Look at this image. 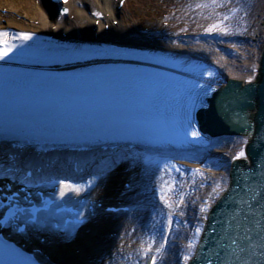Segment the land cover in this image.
Listing matches in <instances>:
<instances>
[{"label": "bare ground", "instance_id": "obj_1", "mask_svg": "<svg viewBox=\"0 0 264 264\" xmlns=\"http://www.w3.org/2000/svg\"><path fill=\"white\" fill-rule=\"evenodd\" d=\"M173 1L177 5V9L181 10V5L177 4L179 1ZM118 4L119 0L118 2L116 0H77L65 5L68 9V14L65 15L60 12V7H53L42 0H0V24L54 34L60 38L65 32L68 35L67 39L71 41L118 40L130 42L134 46L143 48L166 49L177 54H190L208 66L212 79L217 83L222 81L223 77L245 80L255 78L257 69L253 68L252 70V67L258 65L264 40V32L262 33L258 29L263 25V15H258L252 27L245 33L234 31L226 34L224 31H219L215 36H207L203 34L204 29H198L196 33H194L195 30L189 31L190 35L181 39L175 36L164 37L163 33L151 30L145 33L141 32L132 23L133 21L126 18V4L122 8H119ZM3 9H6L5 13H3ZM14 12L22 17L18 19ZM116 19L119 20L118 25L113 23ZM3 20L7 23H4ZM36 20L39 21L38 24H35ZM109 23V31H106L105 25ZM54 26L55 29H53ZM254 51L257 53L254 54ZM246 141L247 138L237 135L235 132H231L226 137L217 135L214 137L212 146L208 149L198 151V153L177 151L176 154L179 158L174 157L167 160L166 162L176 163L178 167H189L196 171V175H191L185 183H182V193L177 196V205L173 208L166 207L167 205L165 209L155 206L156 202L152 194L155 191L153 192L151 188L152 193H149V189H147L150 185V179L147 176L149 170L144 168V173L138 175L134 180L136 187L133 192L136 194L132 200L134 203L137 202L136 210L139 209L134 213L136 215L101 220L108 223L105 229L100 220L93 222L94 220L91 219L88 224L90 231L88 237L79 228L75 239L65 242L60 241L59 237L49 230L50 228L33 227V230L29 231L30 233H25L20 237L21 242L26 243L31 249H40V252L37 253L38 256L48 264L54 261L58 264H91V260L97 264H133L125 261V258L136 252L140 259H143V264H147L149 243L141 242L146 245H136L132 250L129 246L141 237L149 241L146 226H157L158 229L159 226H163L162 236L159 234L160 229L152 233L153 236L162 238L159 237L158 244L154 247L156 254L152 253L151 256L155 257L156 264H186L187 260L184 257L192 255L197 242L196 229L202 228L205 215L219 194L215 193L214 186L221 178L227 179L229 165L240 151L245 152ZM2 148L1 145L0 149ZM157 153H159L158 156L163 154L162 152ZM128 154H131V151L121 148L120 153H116L113 157L109 153L98 154V160L93 157V165L97 169H99L98 165L102 160L116 161L105 175L110 187H117L120 179L119 172H121V177L127 173L131 178H135L134 170L143 164L145 167V162L150 160L149 157L130 159ZM0 158L1 162L2 160L6 161V157L3 158L1 154ZM162 159L163 157L160 158V160ZM58 164H62L61 159ZM85 165L90 167L88 162ZM60 167L56 166L55 169L59 170ZM88 174L93 176L96 172L92 170ZM93 181L94 187L100 189L101 179L94 176ZM227 184L225 180L224 188ZM146 191L149 193L147 207L143 202V192L145 195ZM202 208L205 211H201ZM155 210L162 215L149 220L151 215L157 213ZM107 232L118 233L115 237H108ZM41 237H46L47 241L41 242ZM76 249L81 251L79 255L75 253Z\"/></svg>", "mask_w": 264, "mask_h": 264}, {"label": "snow or ice", "instance_id": "obj_2", "mask_svg": "<svg viewBox=\"0 0 264 264\" xmlns=\"http://www.w3.org/2000/svg\"><path fill=\"white\" fill-rule=\"evenodd\" d=\"M66 2V0H65ZM9 36L7 32H0V37ZM24 40H31L30 35L24 34ZM70 56L81 57L93 52H99L95 49H73L63 50ZM8 55L7 50L0 53V59ZM211 75V73H209ZM201 87H203L201 85ZM206 94V93H205ZM187 128L184 129V135H188V128L192 125L191 113L186 116ZM45 132L38 127L27 123L6 120L0 125V141L10 144L13 148H19L21 144H29L44 136ZM193 136L199 138V133L193 132ZM244 151H240L237 159L244 157ZM23 164L28 170L20 177V182L33 186L30 180L32 171L29 162L21 161L20 157L12 154L9 157V165L7 167L0 164V179L16 180V173L22 169L18 165ZM116 161L102 160L98 165L101 173L112 168ZM61 183H63L61 181ZM8 185H5L4 191H7ZM23 191V189H21ZM236 198L232 203L234 211L231 219L227 223L225 233L220 237L218 244L220 251L216 252L218 264H261L260 259H254L259 255L264 257V165H261L256 173L241 176L236 181ZM61 198L65 196L63 191L60 192ZM5 201H7L5 203ZM24 201L31 205L28 196L24 197ZM47 206V202H45ZM0 227L5 225H15L17 222H23L26 225H32L39 228H52L59 233V238L63 241H71L75 239L77 230L81 225L86 223L82 212H77L71 219H59L53 214H45L37 216L41 209L35 207L21 206L17 193H8L0 200ZM201 211H205L204 208ZM55 221V222H53ZM171 223V222H170ZM22 230V229H21ZM214 231V230H213ZM200 229H196L198 234ZM191 246V245H190ZM5 256H19V254L8 245L3 246ZM221 252L223 255L221 256ZM185 260L190 259L189 256L184 257ZM16 264H24V261L17 260ZM152 264H156L155 257ZM209 264L211 261L209 260Z\"/></svg>", "mask_w": 264, "mask_h": 264}, {"label": "rangeland", "instance_id": "obj_3", "mask_svg": "<svg viewBox=\"0 0 264 264\" xmlns=\"http://www.w3.org/2000/svg\"><path fill=\"white\" fill-rule=\"evenodd\" d=\"M178 1L177 4L181 5V10L177 9V5L173 0H127L125 9L126 18L131 22L133 21L132 23L135 27L143 33L149 32V30L160 33L163 30L166 34L170 35L171 31L179 33L180 31L189 32L191 29L195 30L194 33H196L198 29H205L204 32L206 34H215L219 33V31H224L226 34L233 33L234 31L245 33L252 27L258 15L264 16V0ZM3 11L5 12L6 10L4 9ZM14 14L18 19L22 17V15L17 12H14ZM38 23L39 21L36 20L35 24ZM262 23L263 25L259 26L258 29L263 33L264 20ZM253 53L256 54L257 52L254 51ZM253 68L256 67H252V70ZM147 163L148 164H145V169L149 170L147 174L150 179L149 190L152 185L156 186L158 195L163 199V205L166 204L169 208L174 207L177 202L174 201L173 198L181 195L182 183H185L191 175H196V171L189 167H178L174 162H166L158 159ZM137 170L141 173V167L137 168ZM227 179L223 177L218 181L214 186L215 193H220L223 190L225 180L227 181ZM122 183L123 182L120 180V187L123 186ZM161 207L165 209V206ZM159 214L160 213L157 212L155 215H152V217H158ZM88 227L87 225L81 228L82 233L87 235V237L90 235ZM146 228L147 233H149V241L141 237L134 243L131 242L133 246L129 243V248L131 247V250L136 245H146L144 243L141 244V242L144 241L149 243V249H153L158 244L161 236H158V234H156L158 237L152 235V226H146ZM161 228L164 227L161 226ZM150 254L152 253L149 252V259ZM127 258H125V261L133 264H138V261L141 260L137 252Z\"/></svg>", "mask_w": 264, "mask_h": 264}, {"label": "water", "instance_id": "obj_4", "mask_svg": "<svg viewBox=\"0 0 264 264\" xmlns=\"http://www.w3.org/2000/svg\"><path fill=\"white\" fill-rule=\"evenodd\" d=\"M200 117L202 129L209 134L227 136L235 132L247 138L246 155L231 162L228 184L211 205L194 252L187 261V264H209L210 260L211 264H218V241L227 229L226 222L233 215L236 181L241 176L256 173L264 165V40L255 78L226 79L210 99V108ZM257 251L258 256L254 259H260L264 264V257L259 255L261 250Z\"/></svg>", "mask_w": 264, "mask_h": 264}]
</instances>
